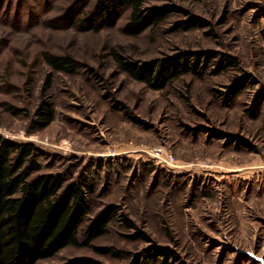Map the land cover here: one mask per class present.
<instances>
[{"label":"rangeland","instance_id":"1","mask_svg":"<svg viewBox=\"0 0 264 264\" xmlns=\"http://www.w3.org/2000/svg\"><path fill=\"white\" fill-rule=\"evenodd\" d=\"M94 1L0 0V134L35 144L46 171L93 176L92 215L113 203L135 227L115 219L90 246L37 264H264V0H171L206 24L183 28L186 12L174 13L138 36L123 32L127 10L92 24ZM113 51L137 62L213 52L237 65L218 71L212 58L202 78L153 90ZM43 52L84 68L52 73L54 118L36 130ZM154 146L175 162L156 161Z\"/></svg>","mask_w":264,"mask_h":264},{"label":"trees","instance_id":"2","mask_svg":"<svg viewBox=\"0 0 264 264\" xmlns=\"http://www.w3.org/2000/svg\"><path fill=\"white\" fill-rule=\"evenodd\" d=\"M122 10L128 11L123 26V32L128 36H138L160 25L168 16L186 12L171 0H95L87 18L92 24L101 26L106 17ZM185 14L187 19L182 22L183 28L206 24L195 15ZM41 56L50 72L44 79L40 100L31 118V125L36 130L44 129L54 118V104L49 94L52 73L70 75L84 68L83 63L69 55L43 52ZM111 56L122 72L153 90H161L183 75L202 78L207 62L212 58H218V71L237 65L235 57H217L213 52L180 53L144 62L130 60L116 51L111 52ZM243 79H235L227 87L225 97L228 102L242 87ZM44 157L45 154L32 142L17 141L0 134V264H37L54 257L67 246H90L108 232L115 219L130 229L135 228L113 203L92 215L93 176L80 173L71 179L62 172L46 171ZM155 254L164 252L161 249ZM65 264L101 263L84 256Z\"/></svg>","mask_w":264,"mask_h":264},{"label":"built area","instance_id":"3","mask_svg":"<svg viewBox=\"0 0 264 264\" xmlns=\"http://www.w3.org/2000/svg\"><path fill=\"white\" fill-rule=\"evenodd\" d=\"M148 153L158 162L166 164H173L175 162L174 155L163 146L151 147Z\"/></svg>","mask_w":264,"mask_h":264}]
</instances>
